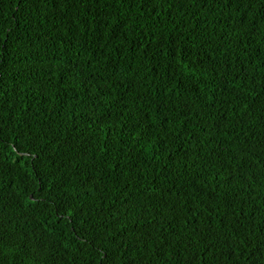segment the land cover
<instances>
[{"label": "trees", "instance_id": "16d2710c", "mask_svg": "<svg viewBox=\"0 0 264 264\" xmlns=\"http://www.w3.org/2000/svg\"><path fill=\"white\" fill-rule=\"evenodd\" d=\"M0 264H264V0H0Z\"/></svg>", "mask_w": 264, "mask_h": 264}]
</instances>
